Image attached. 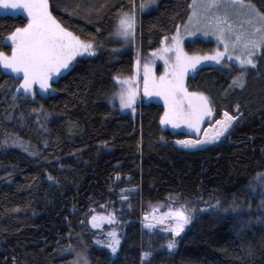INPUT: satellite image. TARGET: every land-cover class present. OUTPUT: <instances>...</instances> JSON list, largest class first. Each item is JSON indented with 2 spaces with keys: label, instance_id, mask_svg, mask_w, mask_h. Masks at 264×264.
<instances>
[{
  "label": "trees",
  "instance_id": "obj_1",
  "mask_svg": "<svg viewBox=\"0 0 264 264\" xmlns=\"http://www.w3.org/2000/svg\"><path fill=\"white\" fill-rule=\"evenodd\" d=\"M148 1L48 0L57 21L95 52L77 55L45 96L18 93L20 78L0 69V264L85 257L88 264H264V209L251 185L264 173V50L255 66L230 73L203 67L187 77V90L212 106L204 128L225 111L236 120L218 141L176 147L188 136L161 124L163 103L141 100L135 119L107 103L116 77L136 81V56L114 40L118 19ZM151 1L155 9L138 19L141 56L174 37L191 12L192 0ZM245 3L264 12V0ZM26 23L22 15H0V50L11 54L9 34ZM213 47L196 39L184 50L207 54ZM180 204L194 209L180 235L141 226L152 209ZM112 213L104 231L120 235L114 258L89 228L93 215ZM169 240L176 241L172 250Z\"/></svg>",
  "mask_w": 264,
  "mask_h": 264
},
{
  "label": "snow or ice",
  "instance_id": "obj_2",
  "mask_svg": "<svg viewBox=\"0 0 264 264\" xmlns=\"http://www.w3.org/2000/svg\"><path fill=\"white\" fill-rule=\"evenodd\" d=\"M135 7V0H131ZM141 9L146 5L141 4ZM251 7L245 4V0H192L189 5L191 14L189 22L197 26V31H203L204 35L210 33L217 37L218 41H223V51L217 50L216 54L208 57H191L183 50L179 29L176 36L172 37L171 44H164V47L154 51V55H163L166 70L165 73L156 77L152 72V65H143V88L146 95L155 93L164 100L165 111L161 117L162 124H171L174 128L187 125L195 133L200 132L201 123L206 116L212 114V106L208 97L200 93H190L184 85V77L189 69L195 70L196 65L201 60L211 59L219 63L226 55H229L230 46L236 49L238 46L241 55L237 56L241 66H255L254 54L257 49L264 50V12L257 16H247V25L239 22V9ZM0 8L4 10L26 11L27 23L22 27H16L10 32L8 39L11 41V54L0 50V64L21 77L20 88L26 93L35 95L33 88L39 85L41 90L47 91L51 88L50 81L54 76H59L68 71L71 63L77 55L89 51L95 52V47L91 42H83L73 33L65 29L59 21L49 11L48 0H0ZM233 17H236L234 20ZM136 15L135 12H125L119 17L115 27V36L122 38L124 43L130 42L135 37ZM203 26V27H201ZM194 35V33H189ZM169 37H165L167 41ZM162 43H164L162 41ZM137 76H139L140 60H137ZM244 75V72H241ZM118 91L113 93L112 101L119 99L122 108L132 107L136 102L138 94L137 87L133 85L132 79H121ZM138 83V80H137ZM234 83L243 87L244 83L235 80ZM238 107V106H237ZM135 111L134 108H132ZM224 118L216 120L218 127L213 128L211 134L204 130L203 139H191V137L179 140L177 143L186 147L196 148L199 145L218 141L221 136L230 130L232 122L236 117L224 112ZM209 127H213L211 123ZM261 189H264V173H260L256 178ZM261 207H264V191H261ZM202 202V198L197 201ZM220 202L214 206L219 209ZM212 207V206H210ZM194 209H189L185 204L163 213L165 218L170 217L169 224L171 231L179 235L185 230L193 220ZM114 213L108 219L112 222ZM94 227L97 216L91 217ZM152 227V225H149ZM111 242L107 247L112 254H116L120 247V237L115 230L109 234ZM71 247V246H70ZM169 249L176 247L175 240L167 243ZM78 255H80L78 253ZM144 257L151 255L149 251L144 252ZM84 264H88L84 258Z\"/></svg>",
  "mask_w": 264,
  "mask_h": 264
},
{
  "label": "rangeland",
  "instance_id": "obj_3",
  "mask_svg": "<svg viewBox=\"0 0 264 264\" xmlns=\"http://www.w3.org/2000/svg\"><path fill=\"white\" fill-rule=\"evenodd\" d=\"M143 4L146 5V7L144 9L139 8V10L137 12H135V15H136V26H135V37H134V39H132L128 43H124L122 41V38L117 37V36L114 39L116 41L118 47L121 46L123 48V50H126V51H128L129 49L131 51H133L134 55L136 56V59H135L136 62H137L138 59L140 60L139 76H137V63H136V66H135V73H136V77L135 78H136V81H134V83H133V85L135 87H137V91H138V94L136 96V102H135L134 105H132V107L122 108L120 106V104H119V99L118 98L115 101H112V99H110V98L107 100V103H108L109 106H111V107L115 106L116 109L120 113L129 114V115L132 116L133 119L136 118V113H137V108L136 107L139 105L141 100L142 101H145V100L147 101L148 99L155 100V101H158L160 103H163V105L165 107L164 100H163L162 97L156 95L155 93H153L150 96L146 95L145 92H144V88H143V65H144V63H150L152 65V72L154 73V75L156 77H159L160 75L165 73V70H166V67H167L165 65V62H164V59H163V55H165V54L154 55V52H150V53L147 54V56H141L139 49L136 48V35H137V25H138L139 16H140L141 13H147L148 11L155 9L156 1L153 2V1L150 0V1H148L146 3H143ZM247 5H249V4H247ZM239 12H240L239 22L244 23L245 27H248V25H247V16H249V15L250 16H257L258 13H259L252 6L251 7H244L242 9H239ZM5 14H7V15H22L23 17L27 18L26 11H22V10L13 11L11 9H8L6 11L3 8H0V15H5ZM190 14H191V12H190ZM233 19L235 20L236 17H233ZM201 27H203V26H201ZM196 28H197V26L195 24L190 23L189 19H187V21L182 26L179 27V32H180V35H181L183 50L185 48V43L186 42L189 43V44H192L194 42V40H196V39L199 40V42H203V43L210 42V43L213 44L214 47H213V50L210 53H207V54H188V56H191V57H204V56L211 57V56L216 54L218 49L220 51H223V41H218L217 37L215 35L211 34V33L209 35H204L203 31H197ZM189 33H194V35H189ZM163 42L164 43L161 42V45H160L159 49L163 48L164 44H171L172 43V39L170 38L167 41L163 40ZM7 43L11 44V41L8 39ZM262 51L263 50H261V49H257L255 51V54H254L253 58L255 59V57L258 56ZM184 52H185V50H184ZM87 53L88 52L83 53V54L86 55ZM229 55H231V59H229L228 56L226 55L219 63H217L216 61H212L211 59L201 60L200 63L196 65V69L195 70L189 69L187 71V73H186V75L184 77V85H185V87H186L187 77L194 75V73L197 70H199V69H201L203 67H213V68H216L217 70H219L221 72H229L230 73V72L233 71V67L234 66L238 67V68H245V67L253 66V65H247V66H241L240 65L239 60L237 59V56L241 55V50H240L239 46L236 49H233L230 46ZM0 69H1V71L3 73L8 74V75H12V76H14L16 78H20V80H21V77L19 76V74L12 72L11 69L5 68L2 64H0ZM55 77L56 76H54L53 79ZM121 79H126V78L123 77ZM137 80H138V83H137ZM20 84H21V81H20ZM20 84H19V86L17 88V92L20 93V94L26 95V96L33 97V95H31L30 93H26L24 90H22L20 88ZM116 84H117V91H118V88H119V81L118 80H116ZM33 88L35 89L36 94H38V95L45 96L46 93H47V91L41 90L39 88L38 84H35L33 86ZM132 108H134L135 111H133ZM223 118H224V116H222L219 120H221ZM211 120H212V114L210 116H206L204 121L201 123V126H200L202 130L200 132H198V133H195L193 129L188 128L187 125H181L178 128H174L171 124H168V125L167 124H162V123L161 124L164 125L168 130H170L172 132L185 133L188 136L186 138L191 137V139L195 140V139H203L204 138V130H207L209 134H211L213 132V128L216 126L215 124H212L213 127L207 126V127L204 128L206 123L210 122ZM234 123H235V120L232 122V125ZM186 138H184V139H186ZM209 143H211V142H209ZM206 144H208V143L199 145L196 148L205 146ZM189 148H192V147H186V149H189ZM256 178L253 180L251 185H252V187H255V189H259V191L261 193V191H264V189H261L259 187ZM260 193H259V195H260ZM214 205H216V204H213L212 206H214ZM205 207L206 206H201L200 208H201V210H204ZM169 208H170V206H167L163 210H161L159 208L152 209L146 215V217L142 219L143 224L141 226L143 227V229L144 230H153V229H157L158 228V229H161V230L171 231V226L169 224V220L171 218L170 217L165 218L163 216V213L167 212L169 210ZM171 208L175 209L177 207H174V206L172 207L171 206ZM258 208L264 209V207H261V195H260V200L258 201ZM96 216H97L96 223L99 225L98 227H94L93 226V223H92L91 219L89 221L90 230H92V231H94V232H96L98 234V238L95 240V245H97L99 248L107 250L108 253L110 254V257L114 258L115 254H112L111 250L107 247V244L111 242V238L109 237L108 234L111 231H113V230L111 229V230H107V231L105 230L104 231V228L106 226H109V225L113 224V220L110 223L109 219H108L109 216H103V215H96ZM149 225H152V227H149ZM185 228H186V226H185ZM115 232H116L117 236L120 237L119 233L117 231H115ZM174 236L176 237L178 235L174 234ZM168 250H172V249L168 248ZM143 257H144V255H143ZM74 264H84L83 258H81V260H76L74 262Z\"/></svg>",
  "mask_w": 264,
  "mask_h": 264
},
{
  "label": "built area",
  "instance_id": "obj_4",
  "mask_svg": "<svg viewBox=\"0 0 264 264\" xmlns=\"http://www.w3.org/2000/svg\"><path fill=\"white\" fill-rule=\"evenodd\" d=\"M215 125H216V124H215ZM215 127H218V126H215ZM173 145L176 146V147H179V148H181V149H186V146L181 145V144H179V143H177V142H173ZM140 224L142 225L143 222L140 221ZM157 229H158V228H157Z\"/></svg>",
  "mask_w": 264,
  "mask_h": 264
}]
</instances>
